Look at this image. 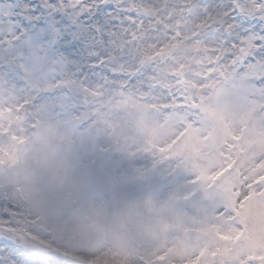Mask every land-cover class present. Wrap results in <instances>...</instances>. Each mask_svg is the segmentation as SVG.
<instances>
[{"label":"snow or ice","instance_id":"snow-or-ice-1","mask_svg":"<svg viewBox=\"0 0 264 264\" xmlns=\"http://www.w3.org/2000/svg\"><path fill=\"white\" fill-rule=\"evenodd\" d=\"M0 264H264V0H0Z\"/></svg>","mask_w":264,"mask_h":264}]
</instances>
